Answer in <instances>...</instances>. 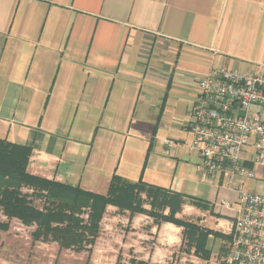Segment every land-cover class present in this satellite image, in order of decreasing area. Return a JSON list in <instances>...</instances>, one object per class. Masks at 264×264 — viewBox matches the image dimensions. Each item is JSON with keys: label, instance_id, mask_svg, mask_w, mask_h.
I'll return each mask as SVG.
<instances>
[{"label": "crops", "instance_id": "crops-1", "mask_svg": "<svg viewBox=\"0 0 264 264\" xmlns=\"http://www.w3.org/2000/svg\"><path fill=\"white\" fill-rule=\"evenodd\" d=\"M223 69L264 71V0H0V139L32 148L33 175L101 195L114 174L142 178L187 199L179 218L226 233L240 179L199 170L188 117L201 80ZM250 156L243 190L264 194ZM158 232L183 239L172 224ZM27 239H4L0 264H46L32 241L16 247Z\"/></svg>", "mask_w": 264, "mask_h": 264}, {"label": "trees", "instance_id": "trees-1", "mask_svg": "<svg viewBox=\"0 0 264 264\" xmlns=\"http://www.w3.org/2000/svg\"><path fill=\"white\" fill-rule=\"evenodd\" d=\"M31 156V147L0 139V214L6 218L2 221L0 217L2 232L9 231L12 220L16 219L25 227L35 228L31 233L33 244L56 243L60 251L87 252L90 261L107 207L115 206L120 213L149 214L159 223L168 222L183 228L181 249L185 248L188 254L194 250V255L207 264L213 255L210 235L222 241L218 253L221 261L230 253L231 235L205 230L197 223L176 217L187 204V199L180 194L147 185L142 178L131 182L116 174L107 194H95L31 174ZM38 200L43 203L42 207L35 204ZM146 204L150 210L143 207ZM194 205L205 208L203 204ZM166 211L168 215L163 214ZM121 260L119 256L116 264Z\"/></svg>", "mask_w": 264, "mask_h": 264}, {"label": "built area", "instance_id": "built-area-1", "mask_svg": "<svg viewBox=\"0 0 264 264\" xmlns=\"http://www.w3.org/2000/svg\"><path fill=\"white\" fill-rule=\"evenodd\" d=\"M188 117L194 135L191 148L201 158L199 170L226 173L231 185L235 178L241 183L237 191L243 209L227 228L232 242L222 263L264 264V194L243 190L244 180L257 177L246 167V155L264 169V71H212L199 83V97Z\"/></svg>", "mask_w": 264, "mask_h": 264}, {"label": "rangeland", "instance_id": "rangeland-1", "mask_svg": "<svg viewBox=\"0 0 264 264\" xmlns=\"http://www.w3.org/2000/svg\"><path fill=\"white\" fill-rule=\"evenodd\" d=\"M35 204L38 205V207H42L43 203L38 200ZM143 207L147 210L151 209L147 204ZM115 208L119 211L117 207ZM118 211L116 212V217H114L111 212L107 215L106 210L105 215L107 218L104 222L103 220L101 222V234L97 243H95L96 245H94L90 261H88L89 254L87 252L78 253L69 250V252H63L62 255H58L62 260L57 258L56 264H116L119 256L122 257L120 264H132V261H135L136 264L138 262H144L145 264H207L205 261H197L192 257L195 256L193 253L194 250L191 251L192 253L188 254L185 248L181 249L183 244V239L181 240V237L171 244L169 240H166L168 237L164 238L159 235L158 230L161 225L172 223H159L153 217L149 216V214L136 213L131 216V212L129 211H123L121 213L120 211L118 213ZM167 213L169 212L166 211L163 214L168 215ZM177 215L176 217L179 218ZM0 217L2 221H6V218L2 214H0ZM179 219L185 220V218ZM17 223L19 222L15 221L12 223V230L10 228V232L0 231V253H5V249L8 248V246L12 247V245L4 243V239L8 237H29L30 239H27L25 241L26 243L20 242L16 247L21 249L22 252L23 247L26 248V251L30 248V241H32L31 233L35 228L28 227L30 229L25 228V230H18ZM172 225L176 226L174 224ZM32 245V249H36L35 247L39 246L37 251L40 253V256L44 257L42 258L44 259L42 262H46V264H53L54 254L56 256V254L60 253L56 244H45L41 242L33 244L32 242ZM212 249L215 252H213L214 254L208 264H223L221 259L218 258L219 252L217 245H212ZM153 255L157 258L151 259Z\"/></svg>", "mask_w": 264, "mask_h": 264}]
</instances>
